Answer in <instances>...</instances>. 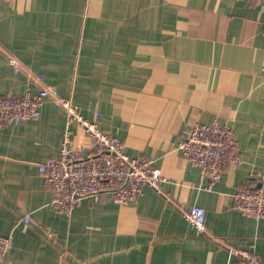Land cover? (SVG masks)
<instances>
[{"label":"crops","instance_id":"1","mask_svg":"<svg viewBox=\"0 0 264 264\" xmlns=\"http://www.w3.org/2000/svg\"><path fill=\"white\" fill-rule=\"evenodd\" d=\"M35 74L165 180L127 203L53 208L38 163L60 153L67 116L45 99L0 128V235L13 238L1 264H229L231 247L264 260V217L231 206L264 178V0H0V94L38 92ZM214 120L233 127L241 162L208 188L177 145ZM193 204L205 234L184 216Z\"/></svg>","mask_w":264,"mask_h":264},{"label":"built area","instance_id":"2","mask_svg":"<svg viewBox=\"0 0 264 264\" xmlns=\"http://www.w3.org/2000/svg\"><path fill=\"white\" fill-rule=\"evenodd\" d=\"M9 62L16 70L20 63L15 57ZM39 83L38 92L24 95L0 94V128L18 124L40 114L45 99L58 102L66 112L67 122L61 151L38 163L44 185L51 193L50 205L60 211L71 212L83 199L102 200L110 197L116 203H127L143 193L145 186L161 190L165 177L151 156H130L122 140L101 129L86 118L71 98L60 96L58 89L46 82L42 74L33 75ZM77 124L87 134L88 144L75 145L71 139V125ZM238 139L231 125L217 120L195 124L178 142L183 155L208 178L210 188L220 180L225 169L241 162ZM232 208L248 216L264 217V178L258 186L245 184L232 194ZM184 216L199 234L206 233V209L193 204ZM25 221L30 216H25ZM12 236L0 235V264L8 256ZM234 259L229 264H264L253 250L231 247Z\"/></svg>","mask_w":264,"mask_h":264}]
</instances>
